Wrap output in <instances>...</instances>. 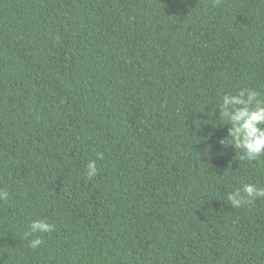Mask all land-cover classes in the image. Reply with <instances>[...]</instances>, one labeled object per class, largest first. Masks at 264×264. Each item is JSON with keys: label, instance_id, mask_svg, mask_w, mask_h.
Wrapping results in <instances>:
<instances>
[{"label": "trees", "instance_id": "trees-1", "mask_svg": "<svg viewBox=\"0 0 264 264\" xmlns=\"http://www.w3.org/2000/svg\"><path fill=\"white\" fill-rule=\"evenodd\" d=\"M241 89L264 0H0V264H264V199L227 201L264 187L219 119Z\"/></svg>", "mask_w": 264, "mask_h": 264}, {"label": "clouds", "instance_id": "clouds-1", "mask_svg": "<svg viewBox=\"0 0 264 264\" xmlns=\"http://www.w3.org/2000/svg\"><path fill=\"white\" fill-rule=\"evenodd\" d=\"M219 119L224 125H229L228 136L235 150H240V160L257 161L264 157V99L253 89H241L238 94H225L218 108ZM223 144V141H221ZM96 160H90L85 168V178L92 181L98 174ZM9 192L0 189V201L7 202ZM258 199H264V187L254 183H244L242 187L230 192L227 201L232 208H241L253 204ZM55 224L46 219L32 220L25 233V239H31L29 246L35 250L44 244L40 234L55 230Z\"/></svg>", "mask_w": 264, "mask_h": 264}]
</instances>
